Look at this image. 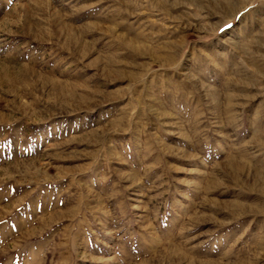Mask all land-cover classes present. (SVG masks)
I'll return each mask as SVG.
<instances>
[{
  "label": "rangeland",
  "instance_id": "374dc122",
  "mask_svg": "<svg viewBox=\"0 0 264 264\" xmlns=\"http://www.w3.org/2000/svg\"><path fill=\"white\" fill-rule=\"evenodd\" d=\"M0 264H264V0H0Z\"/></svg>",
  "mask_w": 264,
  "mask_h": 264
},
{
  "label": "bare ground",
  "instance_id": "6f19581e",
  "mask_svg": "<svg viewBox=\"0 0 264 264\" xmlns=\"http://www.w3.org/2000/svg\"><path fill=\"white\" fill-rule=\"evenodd\" d=\"M62 28V27H61ZM120 38H121V40L123 41V36L121 37L120 36ZM125 42V41H124ZM174 44V42H170V43H167V46L169 45H173ZM125 45L130 49V50H132V51H136V52H138L139 51V46H136L135 44H133L132 42H130V41H127V42H125ZM85 51V50H84ZM150 52V51H149ZM170 57V56H169ZM168 58L167 57H164V60H166V61H168L167 60Z\"/></svg>",
  "mask_w": 264,
  "mask_h": 264
}]
</instances>
